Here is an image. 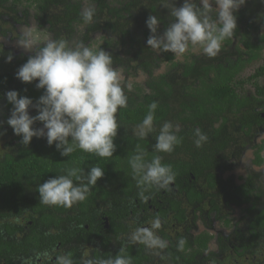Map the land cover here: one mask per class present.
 Returning <instances> with one entry per match:
<instances>
[{"label": "trees", "instance_id": "obj_1", "mask_svg": "<svg viewBox=\"0 0 264 264\" xmlns=\"http://www.w3.org/2000/svg\"><path fill=\"white\" fill-rule=\"evenodd\" d=\"M175 2L176 6H180L183 0ZM0 4L7 9L5 15L15 22L1 33L5 45L12 46L19 39L22 32L18 33L16 29L28 27L31 18L36 20L39 29L49 34V39L63 38L72 47L80 42L90 47L93 40L98 42L97 39L101 38L94 51L103 49L112 56L113 67L124 75L120 83L128 97V106L118 109L117 119L121 126L114 141L117 147L112 157L101 158L79 149L70 157L62 156L55 145H48L44 137H33L25 147L20 143L22 138L7 125L12 108L6 99L7 91L17 90L21 96L30 97L36 103L44 90L38 89L36 82L23 83L17 79L19 66L3 70L0 73V121L4 122L0 128V132L4 133L0 135V208L5 210L4 213L6 210H19V203L27 200L28 206L24 210L33 212L30 217H37V229L56 225L63 230V237L75 233L78 230L76 224L81 230H84V224L97 225L95 231L105 235L101 238L102 249L110 248L112 241L117 244L112 246L111 251L108 250L107 258L111 253L114 256L122 254L131 257L132 264H146L155 251L146 250L144 245L133 244L129 240L128 245L124 246V236H129L131 231L130 223L126 224V221L134 222L130 217L131 211H148L149 206H153L158 208L157 215L163 217L164 221L167 219L170 224L186 225V229L178 230L180 233L177 234L179 241H185L183 248L178 247L179 241L177 244L171 242L167 246L171 250L164 255V260H169L171 264H204L196 259L198 257L205 262L212 261L211 264H243L245 248L236 254L237 250L230 253L229 247L221 258L207 256L206 252L212 239L210 214L219 210L215 206V192L222 197V202L229 203L225 192L232 190V186H228L220 176L221 171H217V168L221 170L225 165L218 155L220 152L230 153V142L235 143V139L230 140L229 132L235 133V130V134L241 135L238 132L240 126L260 120L259 113L246 94L250 91L244 85L264 75V66H260L246 80L241 74L245 66L261 58L264 51V0H247L239 9L236 13L237 30L231 39L223 43L221 52L215 58L203 55L199 46H190L181 56L149 48L146 43L150 35L147 18L158 15L160 34L173 20L170 9L162 5V0H0ZM85 7L95 9L91 24H86L82 19L81 13ZM96 35L98 37L94 38ZM14 57L17 63L22 60L26 63L29 58L25 55ZM163 68L164 72L161 73ZM141 76L144 80L140 81ZM128 84L131 91L127 89ZM251 85H254L256 92H264V86L259 85L258 81L256 84L251 82ZM153 102L157 103L154 115L156 131L140 139L133 130L147 115ZM166 121L179 125L177 135L180 143L171 153H157L154 149L155 137ZM216 124L218 127H215ZM42 126L39 121L34 124L36 128ZM197 128L208 137L200 148L194 146ZM137 151L146 153L148 160L155 155L161 156L162 163L169 165L175 174L168 189L153 188L145 192L147 200L140 197L137 180L129 165L130 157ZM93 166L101 167L105 174L97 185L90 186L84 201L71 208L40 203V184L64 174L66 168H80L86 175ZM208 206L210 209L206 212ZM199 216L208 224H204V230L196 231L193 226ZM103 217L109 219L110 229L107 231L103 228ZM7 229H12L10 224ZM108 234L109 238L106 237ZM44 236V230H37L38 247L42 245ZM60 238L61 234L50 233L53 244ZM169 240L173 241L171 238ZM249 264L264 262L256 259Z\"/></svg>", "mask_w": 264, "mask_h": 264}, {"label": "clouds", "instance_id": "obj_2", "mask_svg": "<svg viewBox=\"0 0 264 264\" xmlns=\"http://www.w3.org/2000/svg\"><path fill=\"white\" fill-rule=\"evenodd\" d=\"M246 2L247 0H183L182 5L176 6L175 0H162V5L170 9L173 20L163 34H160L159 17L150 15L146 20L150 30L146 43L153 50L171 52L176 56L185 54L189 46H199L203 55L215 58L221 52L223 43L234 36L238 27L236 13ZM81 16L86 24H91L95 9L86 7ZM18 45L24 51L34 52V55L23 53L29 58L19 67L16 78L23 83L36 82L35 86L44 90L36 103L30 97L21 96L17 90H9L5 94L8 103L12 105L6 123L15 135L22 138L20 143L27 147L33 137H44L48 145H55L62 156L70 157L79 149L101 158L112 157L117 147L114 141L121 126L117 119L118 109L128 106V97L109 52L103 49L94 51L83 42L72 47L63 38L49 39L41 45L31 31L20 34ZM13 59L14 53H9L6 62L10 63ZM263 76L252 79L250 83L259 81ZM127 89L131 91L130 84ZM253 97L257 98L255 95ZM30 108H34L37 114L31 115ZM156 108V102L149 105L147 115L133 130L135 136L144 139L156 131ZM254 109L260 117L258 109ZM37 121L43 126L34 127ZM3 123L0 121V128ZM246 124V128L240 126V123L237 125L240 126V134L249 135L258 126V123ZM179 131V125L164 122L155 137V151L171 153L180 143L177 135ZM234 132L237 133L235 130ZM3 134L0 132V135ZM194 136L197 148L202 147L208 139L199 128L195 129ZM260 160L261 163L264 162L263 157ZM129 165L137 180L139 195L144 200L148 199L145 192L153 188L168 189L175 179L172 168L162 163L159 155L148 160L146 153L137 151L130 157ZM104 174L99 166L91 167L86 175L80 168H66L64 174L52 177L38 186L40 203L71 208L87 198L90 186L97 185ZM161 226V219L156 217L148 226L136 227L130 233L129 241L142 244L148 249L163 250L167 247V241L157 235ZM184 243L181 239L178 247L182 249ZM37 257H43L44 261L52 259L47 251L37 253ZM55 264L74 262L68 255H59L55 257ZM81 264H132V259L122 254L107 259H94L85 255Z\"/></svg>", "mask_w": 264, "mask_h": 264}, {"label": "flooded vegetation", "instance_id": "obj_3", "mask_svg": "<svg viewBox=\"0 0 264 264\" xmlns=\"http://www.w3.org/2000/svg\"><path fill=\"white\" fill-rule=\"evenodd\" d=\"M5 13H7L6 7L0 4V52H2L0 54V73L12 67H20L25 61H18L19 63H17V59L14 57L10 63L6 62V57L9 53H14V56H23L24 54L18 50H14L11 45L3 44L2 31L10 28V23H15L13 18L7 14L5 15ZM13 30L11 34L14 33ZM16 31L21 32V27L18 30L16 29ZM246 94L250 97L251 102H255L252 105L260 112L261 120L249 135L245 133L239 135L233 133L231 130V133L228 131L230 140L235 139V143L230 142V147L232 146L228 149L230 153H219L218 156L222 157L221 159L225 165L221 170L220 167L217 168V171H221L220 176L225 179L228 186L231 185L233 188L225 192L226 198L230 199L229 203L222 202V197L218 196V192H215V206L220 211L215 210L210 214L212 221L210 222L209 228H211L210 234L212 239L206 252L207 256L221 258L225 255L229 247L230 253H234L237 250L236 254L245 248L246 257L243 264H249V262H253L256 259L264 262V162H260L263 156L262 153L264 152V140L261 139L264 134V92H255L254 94L246 92ZM253 95L257 96V98H254ZM238 124L239 122H236V125ZM245 126L248 127V124H245ZM245 126L242 127L246 128ZM215 127H218V124ZM253 134L254 137H252ZM0 142H2V139H0ZM249 151L252 154L251 158L248 156ZM238 191L239 193H237ZM256 199L257 202L255 203ZM27 206L28 201L25 200L19 203L17 206L19 210L17 211L6 210V213H4L5 210L0 208V264H55V257L59 255H68L73 259L74 264H81V260L85 255L94 259H107V252L112 250V246L117 245L112 241L111 245L109 244L110 248L102 249L101 238L105 237V235L95 231L97 225L93 227L89 224H84L82 226L84 230H81L79 225L76 224L75 228L78 230L70 235L71 238L68 236L63 237V230L61 228L59 230L56 225L48 228L41 226L37 229V217H30V215H33V212L24 210ZM139 208L141 207L139 206ZM209 209L210 206L206 207V212H209ZM158 212V208L153 206H149L148 211L142 209L140 211L132 210V216L130 217L134 222L130 220L126 221V224L130 223L131 227L129 236L136 227L148 226L151 220L159 217L162 226L157 230V235L167 241V246L171 242L177 244L179 241L177 234L180 233L178 229L180 230L182 228L185 230L186 225H177L175 223L169 225L170 221H167V219L164 221L163 217L157 215ZM34 214L36 213L34 212ZM201 219L202 217L199 216L197 223L193 226L194 230L205 229L204 224L207 225L208 223ZM102 223H104L103 228L105 231L110 229L109 219L107 217L102 218ZM8 224L11 225L12 229H7ZM37 230H44L46 232V237L44 236L45 239L39 247L37 246ZM50 233L61 234V238L56 244H53L52 240H50ZM129 236L127 234L124 236V240L126 241H124V246L128 245L127 240H129ZM106 237L109 238V234ZM169 238L173 241H169ZM146 250L151 251L152 249L146 248ZM169 250L171 249L168 247L163 250H152V252L155 251V255L153 252V255L150 256L151 258L146 264H171L169 260L163 259ZM45 251L52 256L51 260L44 261L43 257H37V253H43ZM114 255V253H111L110 257ZM196 259H199L204 264L212 263V261H202L198 257Z\"/></svg>", "mask_w": 264, "mask_h": 264}, {"label": "rangeland", "instance_id": "obj_4", "mask_svg": "<svg viewBox=\"0 0 264 264\" xmlns=\"http://www.w3.org/2000/svg\"><path fill=\"white\" fill-rule=\"evenodd\" d=\"M85 8H86V7H85ZM25 31H31V32L33 33L34 38L37 39L40 43H43L44 41H46V40L49 39V34L46 33L44 30L39 29L38 24L36 23V20H35L34 18H31V24H30L29 27L21 28V32H25ZM97 37H98V35H96V37H94V38H97ZM97 40L101 41V38H100V39H97ZM99 41L97 42V41H94V40H93V42H92L93 45L90 46V48H92L93 50L97 49L98 45L100 44ZM18 43H19V39L16 40V41L13 43L12 46H13L14 50H18V51H20V52H22V53H24V54H27V55H30V54H33V55H34V52H27V51H24V50L18 45ZM262 53H263V54H262L261 58H259L258 60H255L254 62H252V63H250V64H247V65L245 66V68L243 69L242 74H241V77H242L243 79L246 80V79L249 77V75L253 74V73H254V72H255L260 66H264V51H263ZM160 72H161V73L164 72V68H163L162 70H160ZM118 74H119L120 82H122L124 75H123V73H122L121 71H118ZM139 80H140V81H141V80H144V78L141 76V77L139 78ZM253 83L256 84V82H253ZM258 84L261 85V86H264V85H262V84H264V76H263L261 79H259ZM244 88H245L246 90L250 91L251 94H254V93L256 92V88L254 87V85H251V83L244 85ZM29 111H30V114H31V115H32V113L37 114V112H36V110H35L34 108H30ZM261 139L264 140V134H263V136L261 137ZM251 155H252V154H251V152L249 151V152H248V156H249L250 158H251ZM262 155H263L262 157H263V159H264V152L262 153ZM263 166H264V164H263Z\"/></svg>", "mask_w": 264, "mask_h": 264}, {"label": "bare ground", "instance_id": "obj_5", "mask_svg": "<svg viewBox=\"0 0 264 264\" xmlns=\"http://www.w3.org/2000/svg\"><path fill=\"white\" fill-rule=\"evenodd\" d=\"M156 8V7H155ZM255 9V8H254ZM119 10V9H118ZM122 10V9H121ZM245 10V9H243ZM100 13V12H99ZM251 13V12H250ZM248 14V13H247ZM112 15V14H111ZM158 16V15H157ZM259 19V18H257ZM144 23V22H143ZM166 26V25H165ZM79 28V27H78ZM250 29V28H249ZM247 34V33H246ZM252 37V36H251ZM227 42V41H226ZM190 47V46H189ZM201 49V48H200ZM124 54V53H123ZM164 55V54H163ZM131 64V63H130ZM143 64V63H142ZM141 65V64H140ZM168 69V68H167ZM145 70V69H144ZM146 72V71H145ZM149 73V72H148ZM138 74V73H137ZM208 75V74H207ZM156 78V77H155ZM200 81V80H199ZM197 86V85H196ZM137 94V93H136ZM216 100V99H215ZM223 102V101H222ZM262 107V106H261ZM194 125V124H193ZM246 127V126H245ZM213 144V143H212ZM148 145V144H147ZM146 146V145H145ZM195 146V145H194ZM205 146V145H204ZM143 150V149H142ZM199 150V149H198ZM216 150V149H215ZM259 153V152H258ZM157 154V153H156ZM255 155V154H254ZM255 159V158H254ZM211 160V159H210ZM257 163V162H256ZM239 178V177H238ZM257 179V178H256ZM251 182V181H250ZM117 183V182H116ZM119 183V182H118ZM113 185V184H112ZM177 185V184H176ZM205 185V184H204ZM210 187V186H209ZM228 188V187H227ZM233 188V187H232ZM178 189V188H177ZM203 189V188H202ZM209 189V188H208ZM132 192V191H131ZM147 193V192H146ZM236 193V192H235ZM132 194V193H131ZM237 194V193H236ZM221 195V194H220ZM123 196V195H122ZM134 197V196H132ZM120 198V197H119ZM101 199V198H100ZM121 199V198H120ZM136 199V198H135ZM188 200V199H187ZM107 201V200H106ZM116 202V201H115ZM163 203V202H162ZM187 203V202H186ZM237 203V202H236ZM237 205V204H236ZM122 206V205H121ZM224 206V205H223ZM76 207V206H75ZM84 207V206H83ZM101 210V209H100ZM80 211V210H79ZM166 212V211H165ZM179 212V211H178ZM182 213V212H181ZM92 214V213H91ZM130 214V213H129ZM158 214V213H157ZM224 214V213H223ZM226 214V213H225ZM232 214V213H231ZM250 214V213H249ZM105 215V214H104ZM255 215V214H254ZM125 217V216H124ZM134 218V217H133ZM69 219V218H68ZM91 220V219H90ZM172 220V219H171ZM93 221V220H92ZM63 222V221H62ZM142 222V221H141ZM175 222V221H174ZM192 224V223H191ZM110 225V224H109ZM171 225V224H169ZM90 227V226H89ZM88 227V228H89ZM112 227V226H111ZM93 229V228H92ZM182 229V228H181ZM230 229V228H229ZM251 229V228H250ZM80 230V229H79ZM90 230V229H89ZM179 230V229H178ZM133 231V230H132ZM79 232V231H78ZM81 232V231H80ZM253 232V231H252ZM249 233V232H248ZM93 234V233H92ZM248 237V236H247ZM184 238V237H183ZM189 239V238H188ZM73 240V239H72ZM170 241V240H169ZM235 241V240H234ZM90 242V241H89ZM206 242V241H204ZM79 243V242H78ZM231 244V243H230ZM219 245V244H218ZM191 248V247H190ZM199 249V248H198ZM168 250V249H167ZM192 250V249H191ZM256 250V249H255ZM248 251V250H247ZM139 252V251H138ZM168 254V253H167ZM155 255V254H154ZM245 255V254H244ZM201 256V255H200ZM264 256V255H263ZM195 261V260H194ZM175 262V261H174ZM223 263V262H222ZM234 263V262H233Z\"/></svg>", "mask_w": 264, "mask_h": 264}]
</instances>
